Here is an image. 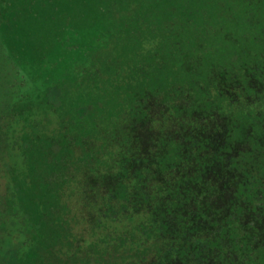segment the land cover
Returning a JSON list of instances; mask_svg holds the SVG:
<instances>
[{"label":"trees","instance_id":"trees-1","mask_svg":"<svg viewBox=\"0 0 264 264\" xmlns=\"http://www.w3.org/2000/svg\"><path fill=\"white\" fill-rule=\"evenodd\" d=\"M0 264H264V0H0Z\"/></svg>","mask_w":264,"mask_h":264}]
</instances>
